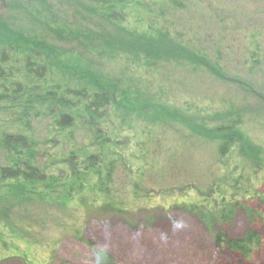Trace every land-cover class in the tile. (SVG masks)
<instances>
[{"label": "rangeland", "instance_id": "374dc122", "mask_svg": "<svg viewBox=\"0 0 264 264\" xmlns=\"http://www.w3.org/2000/svg\"><path fill=\"white\" fill-rule=\"evenodd\" d=\"M5 1L0 2V11ZM154 1L144 0L146 8L128 3L119 13H111L119 29L128 26L144 35L135 41L140 38L118 32L117 44L127 52L134 45L158 46L144 33L149 21L188 46L219 77L193 64L175 65L183 55L181 46L175 52L169 49L170 58L165 52L161 58L166 60L150 68H137L127 53L83 56L82 48L73 47L64 59L72 72L92 63L104 78L114 75L139 84L151 109L160 110H143L144 119L158 114L161 121L158 125L135 121L123 114L122 107L113 109L110 119L124 123L129 116L130 122L113 141L124 157L115 155L112 161L105 206L104 194L92 193L89 187L71 200L56 193L59 190L46 194L38 183L22 178L5 181L0 175V264H264V217L253 223L263 237L262 248L251 260L239 259L218 244L222 227L213 209L221 193L238 197L250 184L263 194L252 204L264 214V0H188L176 10L163 8V0ZM76 7L79 11L70 8L68 14L81 25L102 27L95 9ZM104 23L114 35L117 27ZM47 57L56 72L55 55ZM50 114L38 123L36 143L42 147L47 129L59 125V118ZM230 122L235 126L228 132L237 133L232 146L222 139ZM86 131L76 128L69 141L75 142L73 149L88 148L92 161L99 162L102 157L95 152L96 144L91 149L92 134ZM53 140L47 138L48 143ZM7 147L0 144L1 167L16 160ZM61 168L50 172L64 176L67 168ZM237 175L241 185L235 181ZM248 227L246 216L238 213L225 229L229 237L240 239Z\"/></svg>", "mask_w": 264, "mask_h": 264}, {"label": "trees", "instance_id": "16d2710c", "mask_svg": "<svg viewBox=\"0 0 264 264\" xmlns=\"http://www.w3.org/2000/svg\"><path fill=\"white\" fill-rule=\"evenodd\" d=\"M186 1L188 2L163 0V3L165 2L163 8L176 10L185 7ZM4 3L0 11V144L7 145L13 150L16 158L8 161V167L0 165L2 171L0 175L5 181L22 178L33 184L38 183L37 188L46 191V194L51 190L52 192L59 190L60 192L56 193H62L65 199L71 200L74 194L80 195L89 187L92 193L98 190L104 194L100 202L105 206L109 201L107 194L111 191L109 183L114 167L112 161L115 162V155L124 157L121 154L123 149L115 148L113 141L119 138V131L124 130L123 125L130 122L129 116L123 118L124 123L118 122L119 119H110L114 113L113 109L119 110L122 107L123 114L132 115L135 121L136 119L144 121V115L148 111L150 113L160 111L151 109L147 99L141 96L143 91L136 86L139 84L133 86L127 83L126 78L114 75L112 78H104L103 71L95 64L91 63V66L84 70L74 67L76 72H72L70 65L65 66V61L73 47L82 48L83 56L92 53H127L137 68L141 66L150 68L155 67L160 59L166 60V57H161L165 52L168 54L169 49L175 52L181 46L183 55L175 65L193 64L191 66L206 68L219 77V74L208 63L195 56L188 46H184L166 29L153 26L149 21L146 28L148 33L143 31L146 37L151 42L158 43V46L152 44L148 49L146 46L134 45L127 52L123 46L117 44L115 35L118 32L126 35L125 38L128 36L140 38L135 41L142 40L144 35H139L140 31L125 25L126 28L119 29L116 21L110 18L111 13H119V10L128 3L146 8L149 4L144 0H7V3L6 1ZM153 3L157 1L153 0ZM76 4L82 8L95 9L94 13L99 14L102 27L99 26V30H96L89 25H81V21H76L75 16L69 15L70 8L73 11L75 7V11H79ZM104 21L117 27L114 35L113 31L108 33L105 29ZM23 40L26 45L16 48L19 41L24 44ZM59 42L71 46L61 48ZM44 50L47 52L44 53ZM56 50H60L61 55L56 53ZM21 52L24 53L22 57L19 56ZM51 54L55 55L53 66L56 72L51 70L52 66L50 67L47 57ZM132 79L128 78L130 81ZM145 109L146 112L143 111ZM50 113L59 118V125L53 124L47 129L49 135H44L46 143L42 147L39 142L36 143L39 138L38 123L47 119ZM154 115H148L145 121L158 125L161 118L158 114ZM230 124L224 129L222 138L223 143L225 141L228 146L235 143L237 134L228 132L232 130L234 122ZM108 125H112L113 128L105 129ZM76 128L86 129L88 134H92L90 147L92 149L96 144L95 152L102 157L99 162L92 161L93 157L89 156V150L85 146L73 149L75 142L69 140L74 137L73 132ZM63 131L67 134L62 133ZM214 131L222 133V128H216ZM47 138L54 140L48 143ZM51 145L59 146V149L66 147L57 150ZM1 162L0 160V164ZM63 165L67 168L64 176L60 177L59 173L50 172V168L61 171ZM235 181L240 184L238 175ZM250 188V184L242 188L244 190H241L238 197L236 194L221 193V198L213 204L218 223L222 227L217 236L218 244L223 249L235 253L239 259L246 260H251V256L263 245V237L253 223L260 221L264 214L252 204L256 198L261 199L263 194L259 193L257 188ZM238 213H243L249 222L247 231L240 239L229 237L225 229Z\"/></svg>", "mask_w": 264, "mask_h": 264}]
</instances>
